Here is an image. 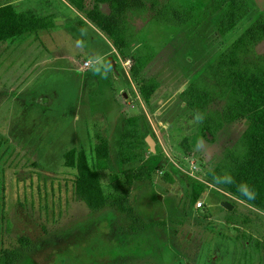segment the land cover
I'll return each mask as SVG.
<instances>
[{
	"label": "rangeland",
	"instance_id": "1",
	"mask_svg": "<svg viewBox=\"0 0 264 264\" xmlns=\"http://www.w3.org/2000/svg\"><path fill=\"white\" fill-rule=\"evenodd\" d=\"M212 1L142 0L148 11L124 14L133 36L120 52L71 0H0L52 20L0 44V264H264V211L207 177L246 121L207 139L179 98L264 13V0H246L248 14L226 34L217 25L231 0L217 12ZM255 50L264 54V40ZM148 134L155 152L143 157ZM104 141L108 201L90 210L64 154L91 160Z\"/></svg>",
	"mask_w": 264,
	"mask_h": 264
},
{
	"label": "trees",
	"instance_id": "2",
	"mask_svg": "<svg viewBox=\"0 0 264 264\" xmlns=\"http://www.w3.org/2000/svg\"><path fill=\"white\" fill-rule=\"evenodd\" d=\"M71 1L120 52L133 36L125 25V12L132 8L148 11L142 0H94L93 7L92 0H89L88 7H83V0ZM145 1L150 5L154 3V0ZM225 1L213 0L211 11L217 12ZM99 4H106L109 13H97L95 10ZM248 11L246 0H231L229 11L217 25L218 30L221 34L228 33ZM78 23L83 25L85 22L79 17ZM51 26L50 17L38 16L32 11L18 12L10 2L0 4V44ZM263 40L264 13L258 15L221 55L193 79L179 98L197 119L207 139L208 134L214 135L224 124L242 119L246 121L242 135L222 162L207 172V177L236 198L264 211V54L255 50ZM107 62L111 66L108 58ZM214 103H218L217 109H212ZM108 154L106 141L95 145L91 160L83 150L72 148L64 154V165L76 169L72 180L74 193L90 210L99 209L108 201L100 181V172L108 165ZM199 194L200 191L194 189L193 202Z\"/></svg>",
	"mask_w": 264,
	"mask_h": 264
},
{
	"label": "water",
	"instance_id": "3",
	"mask_svg": "<svg viewBox=\"0 0 264 264\" xmlns=\"http://www.w3.org/2000/svg\"><path fill=\"white\" fill-rule=\"evenodd\" d=\"M108 61L111 63V66L116 71V73H118L117 70H116L115 61H114V59H113L112 56H108ZM123 96H126V93L125 92L123 93ZM207 136H208L209 139L211 138V135L208 134ZM145 142L148 145L149 150L154 153L155 152V140L153 139V137L150 134H148L145 137ZM222 205L224 207L228 208V209H231L232 208V205L229 202H227V201H223L222 202Z\"/></svg>",
	"mask_w": 264,
	"mask_h": 264
},
{
	"label": "built area",
	"instance_id": "4",
	"mask_svg": "<svg viewBox=\"0 0 264 264\" xmlns=\"http://www.w3.org/2000/svg\"><path fill=\"white\" fill-rule=\"evenodd\" d=\"M88 65H89V62H88V61H85V62H84V66H88ZM149 153H150V150H149V148L147 147L146 149L141 150L140 155L144 157V156L148 155ZM202 205H203V204H202L201 201L196 202V207L201 208Z\"/></svg>",
	"mask_w": 264,
	"mask_h": 264
},
{
	"label": "crops",
	"instance_id": "5",
	"mask_svg": "<svg viewBox=\"0 0 264 264\" xmlns=\"http://www.w3.org/2000/svg\"><path fill=\"white\" fill-rule=\"evenodd\" d=\"M93 29H95L96 33H99V36L101 35V37H102V39L104 40V42L107 43V45H108V42H107L106 38H104V35H103L101 32H99L98 30H96V28H93ZM92 31H93V30H92ZM103 54H104V53H103ZM124 197H126V196H124Z\"/></svg>",
	"mask_w": 264,
	"mask_h": 264
}]
</instances>
